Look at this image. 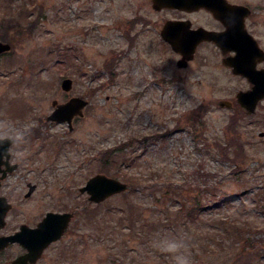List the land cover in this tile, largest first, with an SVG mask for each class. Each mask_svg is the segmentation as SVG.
I'll return each instance as SVG.
<instances>
[{
  "label": "rangeland",
  "instance_id": "374dc122",
  "mask_svg": "<svg viewBox=\"0 0 264 264\" xmlns=\"http://www.w3.org/2000/svg\"><path fill=\"white\" fill-rule=\"evenodd\" d=\"M229 1L255 10L249 24L264 45V0ZM179 17L194 26L210 22L204 12L156 10L153 0H0V40L12 46L0 55V136L19 139L13 144L20 167L10 185L12 222L17 228L41 220L45 211L78 209L38 264H113V258L175 264L157 247L171 239L168 233L123 236L117 225L129 201L149 215L164 186L171 193L159 201L163 213L175 216L186 201L202 199L203 225L191 228L209 238L200 251L187 245L191 264H238L242 246L230 233L216 237L219 221L234 224L231 230L240 222L245 229L237 237L252 240L244 242L264 239V113L238 112L235 97L245 84L219 63L206 70L217 83L201 81L198 61L178 66L182 56L161 30ZM21 23L32 29L20 32ZM65 78L74 82L69 91L61 86ZM72 96L88 102L73 129L46 118L54 102ZM220 99L233 100L236 109L220 107ZM109 150L118 152L104 157ZM99 173L130 190L88 202L79 189ZM29 184L36 189L27 197ZM85 205L88 215L81 210Z\"/></svg>",
  "mask_w": 264,
  "mask_h": 264
},
{
  "label": "water",
  "instance_id": "95a60500",
  "mask_svg": "<svg viewBox=\"0 0 264 264\" xmlns=\"http://www.w3.org/2000/svg\"><path fill=\"white\" fill-rule=\"evenodd\" d=\"M218 0H153V6L156 10L163 8H175L184 10H194L199 8H207L213 14L223 19L228 25V30L223 33H213L204 28H191L190 21L185 20H168L161 30L162 38L169 43L172 49L179 53L182 58L178 61L179 67L187 66L188 60L194 57L197 45L204 39L216 40L224 49H235L237 55L225 59L226 64L233 68L234 73L242 74L249 78L254 84L252 90L240 93L238 100L240 104L248 109L249 113H254L257 109L259 101L264 99V70L256 68V58L264 60V50L259 46L257 40L250 35L245 27L243 30L235 31L234 23L226 15L220 13L222 5L217 3ZM227 8H247L242 5L230 4L227 0ZM195 5V6H194ZM250 13H247V15ZM243 26H244V22ZM238 33V34H237ZM10 43L0 40V55L11 50ZM251 60V61H250ZM73 80L65 78L62 82L64 90H70ZM56 109L48 120L58 122H68L71 125L76 115H83V109L88 102L80 97H72L69 101L56 104ZM225 106V103H221ZM16 141V139H14ZM11 145V144H10ZM9 144H5L0 148V155L5 151L8 153ZM36 189V185H30L27 197ZM130 189L128 183L117 178L110 177L104 173H99L91 177L87 183L80 188V192L89 194V201L101 203L115 194L126 192ZM10 206L4 203L3 197H0V227L3 226L6 211ZM74 217V212L55 213L49 212L46 217L38 224L37 228H23L20 232L11 237H7L9 241H19L27 249L28 253L16 258L12 264H36L41 258L44 250L53 242L58 241L64 235L66 229ZM3 220V221H2ZM1 246V245H0Z\"/></svg>",
  "mask_w": 264,
  "mask_h": 264
},
{
  "label": "flooded vegetation",
  "instance_id": "af4514ba",
  "mask_svg": "<svg viewBox=\"0 0 264 264\" xmlns=\"http://www.w3.org/2000/svg\"><path fill=\"white\" fill-rule=\"evenodd\" d=\"M230 4L233 5H242L245 6L247 8L244 9H239V8H227L226 7V2L218 0L217 3H220L222 5V7L220 8V13L222 15H226V18L231 19L234 23H236L237 25L234 26V30L235 31H240L243 30V27H245V29L247 30V32L252 35L257 41L259 46L264 50V45L260 42V40L256 37L255 33L252 32V28L251 25L249 24V20L254 17L255 14V10L248 4H243V3H235V2H231L229 0H227ZM195 6V5H194ZM170 9H174V8H170ZM174 10H179L185 14H191V13H195V12H204L206 14H208L210 16V22L208 24H203V25H198V26H194L192 20L185 18V17H179L177 19H171V20H185V21H190L191 23V28L192 29H196V28H204L207 31L213 32V33H223L225 31L228 30V25L226 24V22L223 19H220L218 17H216L212 11L208 10L207 8H199V9H194V10H184V9H174ZM250 13L247 15V13ZM244 22V26L243 23ZM238 34V33H237ZM212 51L214 54H216L215 59L214 58H210L209 54L207 55L206 51ZM226 51L224 52V49L222 48V46L216 41V40H209V39H204L202 40L198 45H197V49L195 51L194 57L192 58V60L189 61V65L198 61V64L200 65V68L202 70V78L201 81L202 82H207V83H217V79L216 77H213L211 80L208 79L207 77V73L206 70L207 68H210L211 65L213 64H217L219 63L220 65V70H224L226 75H231V77L233 78H238L239 80L243 81L245 85H243V87L238 88L237 90V94L235 97V101L237 102V104L239 105V108L237 109L238 112H244L247 115H251L248 113V109L243 107L239 100H238V95L240 93H244L247 91L252 90L253 88V83L249 80L248 77L242 75V74H236L233 71V68L230 67L228 64H226L225 59L229 58V57H234L237 55V51L235 49H229L228 47L225 49ZM206 52V53H204ZM204 53V54H203ZM251 61V60H250ZM257 64H256V68L258 70H264V60H260L258 57L256 58ZM212 63V64H211ZM74 84V82H73ZM72 97H79V96H72ZM70 97V98H72ZM221 103H225V107L223 108H230L231 110H235L236 109V105L234 103L233 100L231 99H220L218 102V105L221 106ZM264 100H261L258 103V107H257V111H262L264 113V106H263ZM222 107V106H221ZM254 114V113H253ZM84 115V113H83ZM82 115V116H83ZM47 117V116H46ZM76 118V117H75ZM81 118V117H79ZM48 121V120H47ZM53 123V121H52ZM8 138L14 139L13 137H9ZM27 138V137H26ZM26 138H23L24 140ZM17 142L14 144H17L19 142L18 138ZM1 148V147H0ZM13 144H11L9 146L8 149V153L7 155H0V197H3L4 199V203L10 206V209H8L6 211L5 214V218L3 221V226L0 227V264H12V262L28 253V249L21 244L19 241H9V239L7 237H11L13 235H15L16 233L20 232L21 229L23 228H30V229H34L37 228L38 224L42 221V219L46 216V214L48 212H74L75 211V216L77 215V210H56V211H45V213H43L42 215V219L38 220L37 222L33 223V224H26V223H21L18 225L17 228H15V223L12 222V210H13V195H14V188L12 189L11 185V179L15 176V171L18 170V168L20 167V163L16 162L14 159V154H13ZM30 186V184L28 185V187ZM11 189H10V188ZM86 195V194H83ZM88 206L85 205L83 206V208L81 210H84V208ZM72 219L71 224L73 223ZM14 220V218H13ZM70 226L68 227L67 231L69 230ZM65 233V234H66ZM56 242L50 244L45 251L42 254V257H44L45 252L52 246L54 245ZM40 258V259H41ZM39 259V260H40ZM39 260L37 262V264L39 263Z\"/></svg>",
  "mask_w": 264,
  "mask_h": 264
},
{
  "label": "trees",
  "instance_id": "16d2710c",
  "mask_svg": "<svg viewBox=\"0 0 264 264\" xmlns=\"http://www.w3.org/2000/svg\"><path fill=\"white\" fill-rule=\"evenodd\" d=\"M11 18L12 17H10V19ZM38 19L35 21L37 22L36 25L38 24ZM13 22L14 20H12V24ZM22 23L19 24L18 30L20 32H23L24 27H28V26H24L23 25L24 23L23 24ZM28 28L32 29V26H29ZM130 40L132 43L134 42L133 37L132 38L130 37ZM110 67L111 65L108 66L106 65V68H110ZM115 152L117 153L118 151L109 150L104 153V157L108 155L112 157L111 154ZM237 153L241 154V152L238 151ZM104 169L105 171H107V167H105ZM170 193L171 190L167 188V186H164L160 194L155 195L156 200L153 201V206L149 208L150 210L149 215H145L144 211L141 209L139 210H135L136 208L133 209L134 203H131V201L127 202V208H123L121 210V213L117 215V225L120 227L122 235L125 236L127 234L132 237H137L138 234L143 235V233H145L148 234V236L156 235V237L158 238V235L161 237L163 233H168L171 239H182L185 241L187 245L191 246V248L198 249L199 251L201 249H204L205 245L207 244L205 242H207V239L209 237L203 236L201 232L198 231L199 228H191L195 225L197 226L201 225L203 222V220L200 217L202 215L203 206H204L202 199H200L198 196H194L193 198H191V200H189V202L186 201L181 206V208L177 210L174 216L173 213H171L169 210L168 211L165 210L166 213H163L162 212L163 209L159 208L160 199L162 198L163 200L167 201L168 197H170ZM136 207L138 208V204ZM111 211L113 210H108L107 213H110ZM88 212H89L88 209L84 208L83 213L85 215H88L89 214ZM137 225L141 226V228H138ZM215 225L220 227L218 229H214V231L217 233L216 237L219 236V240L221 239L220 233H222L223 235H224L223 232L227 234L230 233L228 236H230V238H232V236H235L237 245L242 246V250L239 255V258L235 260L238 264H259V260L262 257H264V239H256V241L254 240V242L251 244L247 243V241L244 242L243 240H248V241H252V240L244 235L241 238L237 237L236 232H241L242 230L240 228L245 229L244 226L240 225V222L239 225L236 224V227L233 228V230H231L232 229L231 227L234 224H229L228 222L225 221L222 222L219 221ZM123 226H127V228H121ZM102 229H108V228H102ZM193 229H195V231ZM241 235L242 233H239V236ZM210 239H214V237L211 236ZM223 239L225 240L224 237ZM121 245L119 246V248L121 247ZM232 245H235V243H232ZM187 248L190 249V247ZM112 263L122 264V262H120L118 258H116L115 260L113 258Z\"/></svg>",
  "mask_w": 264,
  "mask_h": 264
},
{
  "label": "clouds",
  "instance_id": "9594fccd",
  "mask_svg": "<svg viewBox=\"0 0 264 264\" xmlns=\"http://www.w3.org/2000/svg\"><path fill=\"white\" fill-rule=\"evenodd\" d=\"M15 142L14 139L0 136V147L5 144H14ZM3 155H7V151ZM157 247L162 253L171 255L175 264H191L189 256L185 254L187 244L182 239H165L158 242Z\"/></svg>",
  "mask_w": 264,
  "mask_h": 264
}]
</instances>
